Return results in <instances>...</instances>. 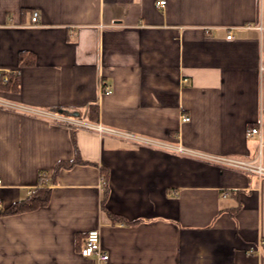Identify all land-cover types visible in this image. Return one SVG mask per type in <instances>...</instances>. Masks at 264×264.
Masks as SVG:
<instances>
[{"label":"crops","instance_id":"1","mask_svg":"<svg viewBox=\"0 0 264 264\" xmlns=\"http://www.w3.org/2000/svg\"><path fill=\"white\" fill-rule=\"evenodd\" d=\"M7 70L0 210L51 199L0 215V264H100L81 255L98 227L107 264H264V177L29 112L97 106L105 127L264 167V0H0Z\"/></svg>","mask_w":264,"mask_h":264},{"label":"built area","instance_id":"2","mask_svg":"<svg viewBox=\"0 0 264 264\" xmlns=\"http://www.w3.org/2000/svg\"><path fill=\"white\" fill-rule=\"evenodd\" d=\"M166 4V1H160L158 2L159 7H164ZM33 23L36 25L39 23V14L35 13L33 18ZM229 39L232 38V34L228 36ZM0 72V80L3 82H8L9 80V74H15V72H12L10 70H7L5 75L3 76ZM188 80H184L185 83H187ZM102 90L104 94H110L112 92V88L107 85H102ZM0 105L6 106V107H14L10 104H7L5 102L0 101ZM21 110H26L25 108H20ZM27 111V110H26ZM35 115L41 116L43 118H46L48 120H51L53 122H57L59 124L75 128L77 130H88L97 133L99 136H114L118 138L125 139L135 145L138 146H146V147H151V148H157V149H164L168 151H172L178 154H183V155H190L193 157L201 158L203 160H206L208 162H212L215 164H219L222 166H226L232 169H237L241 170L245 173H255L258 174L260 177H264V167L259 165H255L252 162H244V161H239L231 158H225V157H220V156H210L206 155L203 153H198L194 152L191 150H187L186 148L182 147L181 145H175L170 142H164L160 140H156L153 138L145 137V136H140L132 133H127L123 131H119L113 128H108L105 127L101 124L97 123H92L88 121L81 120L79 118H75L72 116H67L63 115L57 112H50V111H31ZM182 121L183 122H189L190 117L188 115H183L182 116ZM247 136L249 137H259L261 139V145L260 148L262 147L263 140H262V127L258 126L257 128H252L247 131ZM261 154V151H260ZM1 186V182H0ZM227 194L224 195L226 197ZM260 245L263 247L264 246V240H261ZM81 255L85 258H96L97 261L100 264H107L109 261V255L107 252L104 251L102 247V233H101V228L98 227L95 230H92L88 233L86 241L84 246L81 249Z\"/></svg>","mask_w":264,"mask_h":264},{"label":"trees","instance_id":"3","mask_svg":"<svg viewBox=\"0 0 264 264\" xmlns=\"http://www.w3.org/2000/svg\"><path fill=\"white\" fill-rule=\"evenodd\" d=\"M19 60L21 63H27L26 60H29V57L26 56V54L24 52L20 53L19 55ZM33 61H29L28 63H32ZM3 84L5 86L11 85V79L9 77L8 82H3ZM91 110V116H90V120L91 122L96 123L99 117V109L97 106H92L90 108ZM78 163V161H69V162H59L55 168L54 171V176H56L62 169H68V168H72L74 165H76ZM106 174V173H105ZM105 177L107 178V175H105ZM107 195H108V186L106 183L105 186V195L103 198V204L107 199ZM51 199V189L48 187H42V188H37L35 189L32 194L24 201H20L14 205H12L11 207L4 209V210H0V215H12V214H20V213H24V212H29V211H33L36 210L38 208L44 207L46 205L49 204ZM108 215L111 217L112 220L116 221L119 220L120 218H118L116 215L108 212Z\"/></svg>","mask_w":264,"mask_h":264}]
</instances>
